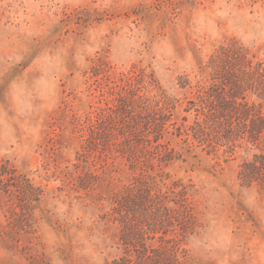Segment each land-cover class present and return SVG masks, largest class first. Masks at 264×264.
<instances>
[{
  "label": "rangeland",
  "instance_id": "374dc122",
  "mask_svg": "<svg viewBox=\"0 0 264 264\" xmlns=\"http://www.w3.org/2000/svg\"><path fill=\"white\" fill-rule=\"evenodd\" d=\"M231 38L264 59V0H0V264L120 255L116 228L100 219L107 203L77 179L87 163L73 118L109 89L95 64L112 75L134 65L152 72L177 101L170 123L180 124L193 93L187 77L193 86L199 64ZM223 150L165 169L194 189L200 223L180 237L187 264H264V190L240 184L243 150Z\"/></svg>",
  "mask_w": 264,
  "mask_h": 264
},
{
  "label": "trees",
  "instance_id": "16d2710c",
  "mask_svg": "<svg viewBox=\"0 0 264 264\" xmlns=\"http://www.w3.org/2000/svg\"><path fill=\"white\" fill-rule=\"evenodd\" d=\"M100 64L95 69L106 73L109 89L101 105L74 116L72 140L87 163L78 182L96 204L107 203L100 219L116 228L122 253L107 264H187L180 237L200 223L194 189L165 169L177 160L199 163L203 151L241 149L240 184L264 190V59L234 38L219 44L199 64L193 86L187 77L193 93L180 124L170 123L177 101L152 72L134 65L112 75ZM122 172L125 181L116 176ZM99 178L105 192H98Z\"/></svg>",
  "mask_w": 264,
  "mask_h": 264
}]
</instances>
